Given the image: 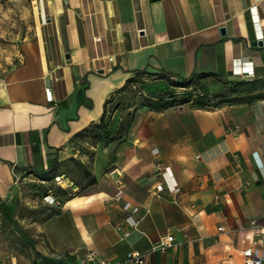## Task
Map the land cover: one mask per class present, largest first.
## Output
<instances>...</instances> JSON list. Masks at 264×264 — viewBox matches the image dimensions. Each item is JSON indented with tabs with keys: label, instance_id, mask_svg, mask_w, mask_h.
Segmentation results:
<instances>
[{
	"label": "crops",
	"instance_id": "crops-1",
	"mask_svg": "<svg viewBox=\"0 0 264 264\" xmlns=\"http://www.w3.org/2000/svg\"><path fill=\"white\" fill-rule=\"evenodd\" d=\"M37 1L33 35L0 76V197L52 163L78 190L43 219L38 242L15 229L34 259L70 253L79 264L95 251L117 264L171 233L176 246L148 254V264H244L264 238V97L164 107L150 93L152 105L109 115L115 133L133 111L123 138L103 145L92 130L78 135L137 72L135 83L151 89L168 75L264 79V0ZM166 166L175 194L154 190ZM125 201L146 211L137 228Z\"/></svg>",
	"mask_w": 264,
	"mask_h": 264
},
{
	"label": "rangeland",
	"instance_id": "rangeland-1",
	"mask_svg": "<svg viewBox=\"0 0 264 264\" xmlns=\"http://www.w3.org/2000/svg\"><path fill=\"white\" fill-rule=\"evenodd\" d=\"M38 10L37 0H0V76L17 62L21 41L32 37ZM227 81L223 78L194 79L193 89L174 88L167 81L164 87L157 89L137 83L127 87L117 102L110 105L111 113L117 107H133L144 103L150 99V93L159 98L187 97L193 103L198 100L197 102L208 105L239 102V98L250 102L255 99L252 96L260 93L257 83L253 88L238 85L233 89ZM197 91L202 92V95H197ZM159 101L166 102L164 98ZM63 180L64 178L38 183L30 176L26 179L20 178L14 184L13 191L10 190L3 198L0 197V264H34L33 244L19 235L15 230V223L21 226L27 236L36 238L38 242L39 235L43 234L41 223L52 212L44 203L43 195L49 188L59 190V184L64 182Z\"/></svg>",
	"mask_w": 264,
	"mask_h": 264
},
{
	"label": "trees",
	"instance_id": "trees-1",
	"mask_svg": "<svg viewBox=\"0 0 264 264\" xmlns=\"http://www.w3.org/2000/svg\"><path fill=\"white\" fill-rule=\"evenodd\" d=\"M145 72H137L135 74V76L129 78V80L127 81V84H125L119 91L120 93L124 92V90L134 84L135 81H138L139 75L144 74ZM203 77H206V75L204 74H193L190 77L187 78H175L173 79L172 77H170L169 75L167 76V82L174 88H182V89H193L192 84L194 82V79H201ZM132 82H134L132 84ZM139 83V82H138ZM257 83L259 86L257 87L258 89H260V93L257 95L252 96V98L256 99V98H261L264 97V79H257V80H252V81H227V84H229L230 86L233 87V89H235L238 85H245V86H254V84ZM252 91V90H251ZM202 95V92L197 91V95ZM149 97V96H148ZM157 97V102H159L161 104V106H168V105H177V104H183L186 102H190L192 104H199V105H208L207 103L204 102H197L193 103L191 101H189V98H185L183 99L181 96H174V97ZM120 98L119 97H115L111 96L106 102H105V106H104V114L103 117L101 118V120L98 123L93 124L90 128H88L84 133H80L78 136H82L84 135L87 131H93L96 133L97 138L101 141V143L103 145L107 144L109 141H111L113 138H123L125 136V134L127 133L128 127L131 123V120L133 118V111L128 112L127 118L122 122V125L116 130L115 133L111 132V129L109 127V115L111 114V109H110V105L114 102H117V100ZM166 100V102H161L159 101V99H163ZM173 99L174 101H169ZM176 100V101H175ZM239 100L244 101L246 99L244 98H239ZM114 101V102H113ZM152 101L153 99H147L145 103H147L148 105H152ZM240 101V102H241ZM110 103V104H109ZM208 106H215V105H208ZM123 107H129V106H123ZM118 108V107H117ZM91 131V132H92ZM54 166V163L51 164V166L47 169V170H40V171H35L32 172L35 175L34 181L38 182V183H48V182H53L56 180L55 176L52 174V167ZM71 185L74 188V186H77L73 183V181H71ZM60 189L59 190H55L54 188H49L46 190V194L43 195V198H45V196L50 195L54 198L55 202L54 203H50V204H56L57 208L52 209V212L49 213V215L52 214H58L60 213V207L62 205V203L64 202L65 199H68L70 197H72L74 195L75 192H77L78 189L73 190L72 192H70L67 187L63 186L61 183L59 184ZM78 188V186H77ZM45 201V199H44ZM46 202V201H45ZM47 204H49V202H46ZM48 215V216H49ZM15 229H17L21 234H26L24 232V230L22 228H20L17 223H15ZM52 264H61L62 263V259H55V260H50ZM34 264H46L45 260H37L34 259Z\"/></svg>",
	"mask_w": 264,
	"mask_h": 264
},
{
	"label": "built area",
	"instance_id": "built-area-1",
	"mask_svg": "<svg viewBox=\"0 0 264 264\" xmlns=\"http://www.w3.org/2000/svg\"><path fill=\"white\" fill-rule=\"evenodd\" d=\"M236 131L235 129H231ZM163 182L155 184L154 190L156 193H161L164 189H167L170 193L175 194L179 192L180 186L176 181L173 172L169 166H166L163 173ZM73 191V190H72ZM45 200L49 203H54L55 200L52 196H45ZM122 208L127 212L126 219L131 227L137 228L140 219L145 215L144 213L139 214L140 208L138 205H133L131 201H125ZM138 215V216H137ZM221 229V228H220ZM130 231H126L125 235H128ZM173 235L167 233L162 235L157 241L153 242L150 249L146 252H140L137 250H131L127 253L126 258L117 264H148L149 257L148 254L156 251H166L170 247H175ZM61 264H72L68 259L70 253L62 254ZM264 262V238L260 237L254 240L252 248L245 253L244 264H263ZM79 264H113L110 260L102 257L95 251H88L83 257L80 258Z\"/></svg>",
	"mask_w": 264,
	"mask_h": 264
},
{
	"label": "water",
	"instance_id": "water-1",
	"mask_svg": "<svg viewBox=\"0 0 264 264\" xmlns=\"http://www.w3.org/2000/svg\"><path fill=\"white\" fill-rule=\"evenodd\" d=\"M221 30H222V31H225V29H224L223 27L221 28ZM256 43H258V44H262V40H258Z\"/></svg>",
	"mask_w": 264,
	"mask_h": 264
}]
</instances>
